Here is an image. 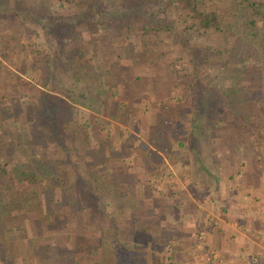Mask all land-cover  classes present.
Here are the masks:
<instances>
[{
    "label": "crops",
    "instance_id": "crops-1",
    "mask_svg": "<svg viewBox=\"0 0 264 264\" xmlns=\"http://www.w3.org/2000/svg\"><path fill=\"white\" fill-rule=\"evenodd\" d=\"M6 52L0 65L5 67L8 60L17 68L19 57L12 55L10 46ZM1 71L4 102L15 96L23 104L32 97L26 87L23 94L18 87L15 93L6 89L11 81L18 86L27 82L16 74L41 80L14 68ZM154 75L92 79L86 97L80 96L87 100L73 104L80 110L72 106L90 116L87 123L75 124L79 138L64 146L62 138L52 141L45 134L38 141L49 152L58 147L59 168L66 165L68 177L88 197L91 207L83 199L81 204L90 218L66 221L46 216L54 188L45 181L27 185L26 190L38 196L12 210L10 235L0 239V264H264V191L260 195L244 183L241 173L250 170L234 172L229 164L237 155H228L226 142H214L212 132L228 125L212 110L219 104L211 107L192 98L201 90L195 92L189 74H170L167 83ZM41 76L35 90L52 95L44 85L49 76ZM27 102V110H35L34 101ZM43 158L51 160L50 155ZM63 174L59 170L58 190L67 197L71 192ZM212 201L213 211L208 206ZM59 205L67 201L59 197Z\"/></svg>",
    "mask_w": 264,
    "mask_h": 264
},
{
    "label": "trees",
    "instance_id": "trees-1",
    "mask_svg": "<svg viewBox=\"0 0 264 264\" xmlns=\"http://www.w3.org/2000/svg\"><path fill=\"white\" fill-rule=\"evenodd\" d=\"M58 3V12L54 10L51 16H46L47 8L43 4L34 3L32 6L26 7L15 3L9 6L7 0H0V16L10 14L15 15L16 18H23L35 27H40L46 38L44 42L26 40V43L23 44L21 39L25 36L22 35L23 38L20 39L17 35L10 37L16 40V44L10 49L12 48V55L19 57L20 63L16 68L18 72L41 76L43 72L47 71L49 76L51 69L61 65L72 74L84 72L80 76L82 81L88 78L103 80L105 76L110 77L117 72L114 69L117 60L126 58V66L123 63L121 69L118 70L121 72L120 75H132L137 69L135 62L141 60L145 66L155 69L156 75L154 76L157 77L154 78H158V80L162 74L160 71L162 68L169 72L165 75L172 74L180 77L181 74L186 76L191 73L195 77L202 71L200 68L218 71L220 68L228 67L226 69L228 75L226 71L225 73L229 76L232 75V69L235 67L224 61L226 52L219 44V40L223 39L224 34H233L245 41L246 46L242 56L244 64L241 68L253 69V66L256 65L252 62L248 63L249 60L253 61L252 59L255 62L262 60L257 66L264 67V0H115V3L111 5L101 2V0H58ZM66 3L70 4L68 8H72L65 15L62 6ZM53 15L56 16L52 17ZM88 18L92 21L90 22ZM59 27L62 28L58 29ZM56 28L58 31H62L54 32ZM97 28H101L103 34ZM109 29L119 31L120 35L116 37L117 41L109 33ZM67 30L69 31L67 32ZM53 34H56V37H52ZM1 37L0 55L6 57L8 52L5 53V50L9 46L10 39L7 35L3 36L6 38L1 39ZM216 42H219L217 45H220L217 49L212 46ZM45 44L46 46H44ZM168 45L171 48H168ZM121 46H126V51L119 52L116 61L106 64L110 55L115 52L114 50ZM254 50L259 52L260 59L255 56ZM131 51L133 58L130 60L129 52ZM93 52L96 53L93 54ZM172 57L180 58L183 61V70H179L171 64L170 58ZM73 59L77 60L76 64ZM86 59L91 60L90 65H85ZM164 79L166 78L161 77V80ZM166 80L161 83H167ZM44 85L50 87V82L48 81ZM223 90L221 99L226 100V104H216L218 106L215 105L216 107L212 110L219 116L221 122L227 123L228 120L230 125L223 126L221 131L214 130L212 132L214 138H212L214 141L224 138L233 142L234 139H231V136L234 134L235 144L234 146L228 145L231 150L228 155L240 154L249 160L250 153L253 151L256 163L254 161L252 170L244 172L243 177L244 183L255 188L256 192L260 194V191H264L262 182L264 169L261 166L264 164V106L253 103L254 97H247L245 100L248 103V109L242 112L234 103L233 98L236 97L234 84L233 87L228 86ZM116 93L117 90H115ZM6 97V95L0 96V102L5 103L3 105L9 110H14V115L13 111L6 114L11 119L7 125H4L6 123L4 121L0 122V189H3L8 197L7 203L4 202V193L0 191V239L2 236L10 235L8 227H5L4 218L12 212L11 205L22 204L30 200V197L38 196L34 195V191L26 190L29 187L27 185L35 181L37 183L45 181L54 188L55 193L50 195L49 208L45 211L46 216L62 220L65 218L66 221L75 220V218L84 219L87 211L82 207L81 200H85L90 208V203L86 200L88 197L79 193V189L75 186L76 180L68 177L69 174L66 170L69 169L66 168V165L61 166L64 167V170L59 168V159L54 156L58 152L54 150L56 146L51 147L49 152L48 147H43L42 143L37 141V135H35L37 129L34 127L33 121L28 133L25 132L27 134L31 132L33 139L31 146L29 143L28 145L21 144L20 134L15 135V138L10 133L15 127V123L20 121V114L17 111L22 113L21 117L25 121L30 119V115L27 112L28 105L26 107L25 102L22 104L20 98L13 96V99H7L4 102ZM32 99L34 101V97L28 96L25 101L28 100L33 104ZM41 99L42 96H39V100ZM218 110H221V113ZM42 111L37 110L35 115L40 127L45 129L41 119ZM45 114L47 117H51L50 121L52 122L49 121V123L53 125L52 117L55 113L52 111L50 116L47 115V112ZM38 115L40 116L38 117ZM63 125H67V122L64 121ZM42 129L39 130L38 138L42 139L44 134L50 138L49 134H52V131L46 128V132L50 131L48 134ZM65 129L67 140L74 141L78 137V135H74V130H68L67 126ZM4 130L9 132L5 133ZM10 136H12V140L9 139ZM81 138L85 137L81 136ZM87 138L89 139L90 136L88 135ZM31 149L33 152L36 149L37 153H29ZM33 154H39L40 158L31 156ZM46 155H50L51 160L44 161L43 156ZM67 163L70 164V162ZM28 170L29 172H27ZM48 170L53 172L55 177L50 178L47 174L44 176L45 171ZM59 170L67 174V178L63 174L62 179L71 192V194H67V197L61 193L63 190L60 193L58 190ZM59 197L67 201V205L59 207ZM90 213L89 211L88 214ZM76 215L80 216L75 217ZM86 218H90V215H87ZM201 228L202 226L198 228L199 232L202 231ZM0 247H2L1 244Z\"/></svg>",
    "mask_w": 264,
    "mask_h": 264
},
{
    "label": "rangeland",
    "instance_id": "rangeland-1",
    "mask_svg": "<svg viewBox=\"0 0 264 264\" xmlns=\"http://www.w3.org/2000/svg\"><path fill=\"white\" fill-rule=\"evenodd\" d=\"M101 2H106V4L111 5V4L115 3V0H110L109 2L107 0H101ZM7 3L9 4V6H12L15 3H20L21 5L26 6V7H30L34 3L35 4L36 3L37 4H43L45 6V8H47V10L45 11L46 16H51L52 11H54V10H56L58 12L57 8L59 6L58 0H34V2H33V0H7ZM69 5H68V3H66V5L62 6L65 10L64 11L65 15L67 14V12L71 11L72 7L68 8ZM55 16L56 15H53L52 17H55ZM113 20L115 21V19H113ZM89 21L91 22L92 19H89ZM60 28H62V27H59L58 29H60ZM97 29L99 32H101V34H103V30L101 28H97ZM55 31L57 33H59L62 30L58 31L56 28V29H54V32ZM68 31L69 30H67V32ZM109 33L112 34V37L113 36L115 37L114 40L116 39V37L118 35H120L119 31H115V29H113V30L111 29ZM5 35L9 36V39H10L9 46L10 47H13L14 44H16V40L10 38L13 35H17V37L19 39L23 38L22 35L25 36V38L21 39L23 44L26 43L25 42L26 40H29L31 42H33V41L44 42L46 40L45 35L42 33V29L40 27H35L29 21H26L23 18H16L15 15H10V14L6 15V16H3V15L0 16V37L2 36L1 39L6 38V37H3ZM53 36L56 37V34L55 35L53 34L52 37ZM125 40H123V41H125ZM116 41H117V39H116ZM219 42L218 43L221 44V46L223 47V50L226 52V54L224 56V61H226V64H229L230 66L235 67V69L232 67L233 68L232 69V75H229V76H227L228 71H226V69L228 67H226V68L222 67L223 69L220 68L218 71H214L212 69L207 70L205 68H200L202 71L200 73H198L195 77H194V74L189 73V75L194 77L195 82L197 81V83H198V85H194V87H193L195 92L201 90V93L199 96H198V94L197 95L195 94L194 96L192 95V98H198L201 100H205L209 103V105L211 107H215L216 104L225 105L226 100L221 99V96L223 95V91H224L223 89H226L228 86L233 87V84H234L236 97L233 99H234V103L238 105V110H241L243 112V111H246L248 109L247 108L248 103L245 100V98L247 99V97H249V98L254 97L253 103H259L262 106H264V67H258L257 66L258 64L261 63L262 60L257 61V62H255L254 59H252L253 61L249 60L248 63L251 64V62H252V64H254L256 66H253V69L252 68L250 69L248 67V70H249L248 71V70H246V68H241V67H243V64H244V62H242V56H243V52L245 51V46H246L245 41L242 38L237 37L236 35H233V34L225 35L224 34L223 39L219 40ZM218 43L216 42V44L212 45V46H214L217 49L220 46V45H217ZM44 46H46V44ZM169 47L171 48V46L168 45V48ZM114 51L115 52L112 53V55H110V57L106 61V64H111V62L116 61L118 59V53L122 52V51H126V46H121L119 49L114 50ZM254 51H255V56L260 59L259 52L256 50H254ZM94 53H96V52H93V54ZM0 57H2V56L0 55ZM132 58H133V52L131 51V52H129V59L131 60ZM73 60H74L73 62L76 64L77 60L76 59H73ZM5 61H6L4 64L5 67L0 65V74L2 73L1 70L4 68H5V70H8V71H13V68L16 69L15 67H12V64L11 65L9 64L8 60H5ZM170 61L172 62L171 64H173L175 66V68H179V70L184 69L183 61L180 58L177 59L175 57L174 58L172 57V58H170ZM90 62H91L90 59H86L85 65H90ZM120 63H124V65L126 66V58H123V60H121V59L117 60L115 66H114V69L117 71V72H115L114 75L117 77L121 76L120 75L121 72H118V70L121 69L120 67H122ZM143 63L144 62L141 60L136 61L135 65H137L136 66L137 69L133 73H136V74L137 73L138 74L143 73V74H147V75H154L155 74L156 75L155 69L153 70L152 68L145 66ZM187 65H186V67H188ZM160 71L162 73L160 75L161 77H163V78L168 77L169 72L166 69L164 70V68H162V69H160ZM225 71L227 72V75H226ZM82 73H84V72H79V73L75 72L74 74H72L69 70L64 69L61 65H58V67L55 66L53 69H51V71L49 73V77H48L47 71L43 72L42 73L43 78L48 77V79L50 81V87L47 90L49 92L50 91L53 92L52 95L49 93H47V94L45 93L46 94L45 96L41 93L40 94L38 93V92H42V91L35 90V88L37 87L36 84L41 85L40 81L42 80V76H40L41 80L38 81V79H35V78L31 79L32 77L31 78L29 77L30 78L29 79L28 76H26L24 74H23V76L16 74V76H19L20 78L22 77L27 82H25V84H22L21 86H18V84L11 81V83H8L9 85L6 87V89H9L11 91L13 90V92L15 93L16 88L18 87L20 90L19 93L23 94V92L25 91L24 89L26 87L29 95H32V97H34V104H35L34 109L36 112H34L33 109L27 110V112L30 115V119L28 118V120L25 121L21 117L22 113L20 111H17L20 114V117H19L20 121H17L15 123V127L10 132L12 134V136L16 138L15 135L20 134L21 135L20 136L21 137V139H20L21 144H23L22 142H24L26 144L27 140L29 141V144L33 143V139H32L31 134H30L31 132L29 134H27L31 128L30 127L31 122L33 121L35 123V128L37 129V132L35 131L36 132L35 135H37L36 139H37V141L40 140V138H38V134L40 132L39 130H41L42 128L40 127V123L38 122L37 116L35 114L37 113V110H43V107H42L43 101H42V99L39 100V96L42 95V97L43 96L45 97V102H46L47 106L44 107V110L41 113V119L44 123V128L45 127L49 128L52 131L51 132L52 134H49L50 131H49V133L48 132H46V133H48L51 136L50 138L52 141L54 139H56V141H59V139L62 138V140H63L62 145L64 146L65 142L68 141L66 138V134L64 133V131L66 130L65 129L66 126H67L68 130H74L76 123L79 124L81 121L87 123L88 121H90L89 114L80 113V111H79L80 109L73 105L74 103H81L84 100H87V99L80 97V96L86 97L85 92L89 89L88 87L92 84V80L90 78H88L86 80L83 79L84 81L80 80V76ZM165 73H168V74L165 75ZM6 76H7V74H6ZM6 80L8 81L9 78H7ZM30 80H33V82H31V84H30ZM164 80H166V79H164ZM168 80H166V81H168ZM11 91H8L5 93L7 95H9V94H11ZM23 101L25 102V99H23ZM2 104L3 103L0 102V120H1L0 122L4 121V122H6L4 125H7L9 122H11V119L6 114H8V113L10 114L13 111V115H14V110H8V108L5 107L4 105L2 106ZM72 106H74V108H77L79 110L78 111L74 110V108ZM254 110H256V109H254ZM52 111L55 113L52 117V119L54 120L53 125L51 123H49L51 117H47L45 114L47 112V115L50 116ZM39 116L40 115H38V117ZM214 118L215 117H211V119H214ZM64 121L67 122V125H65V126H63ZM50 122H52V121H50ZM60 122H62V123H60ZM227 124L230 125V121L227 120ZM39 128H41V129H39ZM43 130L44 129H42V131ZM4 131H5V133L9 132L8 130H4ZM26 131H27V133H25ZM87 133H88V135H90L89 131H87ZM91 133L97 134V131L92 130ZM12 136H10L9 139L12 140ZM231 139H234V141H235L236 138H235L234 134L231 136ZM56 141L52 142V144L53 143L56 144L57 143ZM220 141L226 142L227 146L228 145L234 146V144H235L234 141L233 142L230 140L227 141L224 138H221ZM70 149L72 151V154L70 156H72V157H69V160L71 161L72 158H74V155H73V149L71 147H70ZM227 149L229 150V152H231L229 147H227ZM54 150L58 151V147L56 146V148H54ZM31 151H32V153H37L36 149L34 150V152L32 149H31ZM250 154H251L250 155L251 158L249 160L245 159L244 157L240 156V154H238L236 156V157H238V160L236 159L237 161L235 163L234 160L236 157L234 158L233 162L229 164L230 166L234 167V169H233L234 172L239 171V170L240 171L252 170L254 161L256 163V156H255V154L253 156V151ZM54 156H58V153H56V155H54ZM233 156H235V155H233ZM240 160L241 161L243 160V161L241 162ZM263 163H264V161H263ZM261 166L264 169V164ZM239 173H241V172H239ZM241 174H243V172ZM262 182L264 183V176L262 178ZM0 191L4 193L5 197L3 198V200H4V202L7 203V201H8L7 200V198H8L7 194L3 191V189L2 190L0 189ZM13 196H14V194L12 195V197ZM263 202H262V205H264ZM11 206H12L11 210H14V208L17 205H16V203H14ZM208 206L210 207L213 205L211 202H208ZM210 210L213 211L214 206L211 207ZM14 216L15 215L14 214L12 215V212H11L10 214H8L7 217L4 218L5 227L7 226V222L10 223L12 221V219H14ZM209 246L210 245H208V247Z\"/></svg>",
    "mask_w": 264,
    "mask_h": 264
},
{
    "label": "built area",
    "instance_id": "built-area-1",
    "mask_svg": "<svg viewBox=\"0 0 264 264\" xmlns=\"http://www.w3.org/2000/svg\"><path fill=\"white\" fill-rule=\"evenodd\" d=\"M211 203H212V205L215 207V203H214V201H212Z\"/></svg>",
    "mask_w": 264,
    "mask_h": 264
}]
</instances>
